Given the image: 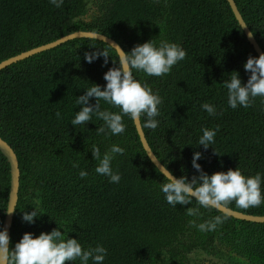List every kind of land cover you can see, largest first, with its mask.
<instances>
[{
  "label": "trees",
  "instance_id": "16d2710c",
  "mask_svg": "<svg viewBox=\"0 0 264 264\" xmlns=\"http://www.w3.org/2000/svg\"><path fill=\"white\" fill-rule=\"evenodd\" d=\"M234 1L264 52V0ZM85 8L86 0H64L60 8L49 0H0V62L79 31L74 22ZM100 9L96 22L83 31L106 35L125 52L151 39L157 45L175 42L186 49L185 59L162 77L133 70L138 80L147 81L163 99L156 129L144 126L146 116L140 118L160 162L177 178L191 180L199 176L192 166L193 154L199 151L202 158L198 163L209 175L236 167L246 176L264 173V97H256L247 108L232 109L227 102L224 81L237 71L246 83L250 72L244 64L249 56L258 57L228 1L105 0ZM156 25L162 26V34L152 36L140 28ZM102 49L110 55L107 64L103 56L92 63L84 59L85 52ZM118 59L116 51L103 41L79 38L0 71V137L13 148L20 170L9 247L14 248L26 232L39 235L59 226L85 249L105 247L104 264H151L164 253L170 264H185L180 247L193 233L191 245L185 247H209L218 235L233 241L247 237L248 264H264V223L235 219L214 207L199 206L195 199L176 207L167 203L160 190L167 181L150 161L128 116L124 117L126 130L120 135L98 133L104 121L96 115L86 125L70 123L80 110L77 98L92 83L105 86L104 74L118 66L114 63ZM90 102L94 105L96 98ZM205 102L216 106V115L201 108ZM99 104L101 110L119 112L103 100ZM204 128L218 129L214 145L207 149L198 145ZM114 144L124 149L112 161L113 171L121 175L119 183L96 173L99 160L91 151L99 147L103 157ZM81 170L88 175L81 178ZM10 183V165L0 150V229ZM225 206L264 215V203L248 209L235 201ZM33 208L42 215L30 224L22 216ZM189 208L199 211L189 215ZM216 216L223 222L214 230L200 229L199 225ZM237 223L245 233L236 232Z\"/></svg>",
  "mask_w": 264,
  "mask_h": 264
},
{
  "label": "clouds",
  "instance_id": "9594fccd",
  "mask_svg": "<svg viewBox=\"0 0 264 264\" xmlns=\"http://www.w3.org/2000/svg\"><path fill=\"white\" fill-rule=\"evenodd\" d=\"M55 7L60 8L64 0H49ZM253 33H249L252 36ZM117 50L118 66L110 68L104 74L105 86L92 83L83 95L79 96L76 104L80 110L70 123L76 127L86 125L92 121L93 115L104 121V125L97 128L98 133L120 135L125 132L126 124L124 117L131 120H139L146 116L145 127L156 129L160 121L159 106L163 99L158 92H154L147 81L138 80L133 75V70L142 71L147 76L162 77L172 71L173 66L185 59L187 52L180 44L175 42L161 41L159 45L151 39L142 44H137L130 52H125L119 46H113ZM104 57V63H108L110 56L107 50L85 52L84 59L88 63ZM246 72H250L249 79L242 83L237 71L231 73L230 79L224 81L228 92V105L232 109L238 106L250 107L256 97H264V53L258 57L249 56L244 64ZM95 97L96 103L90 101ZM119 108V112L101 110L99 101ZM201 108L209 115H216V106L211 103H203ZM57 117H60L58 112ZM218 129L204 128L198 139V145L204 149L213 146ZM93 157L99 160L95 171L97 174L107 176L112 183H119L121 175L112 169V161L115 154H123L124 149L119 145H113L110 151L105 152L101 157L99 147L92 150ZM214 152L218 153L215 149ZM202 153L197 151L193 154L192 166L199 173L191 180L187 176L177 178L164 166L159 169L160 174L167 182L162 183L160 190L164 193L168 204L176 207L177 204L189 205L195 199L199 206L209 208L227 205L233 201L243 209L258 207L264 203V173L257 172L254 176H246L239 167L218 171L211 175L206 173L198 161ZM81 178L88 175V172L81 170ZM14 208L8 212H13ZM199 208H189V215H196ZM40 214L35 208L32 211H24L22 219L25 222L34 224ZM223 222L222 217H214L212 222L199 225L201 230H214L217 224ZM56 227L50 232H41L36 235L26 232L14 248L9 247L10 236L7 229H0V264H66L75 262L77 259L81 264H104L107 256V249L102 245L85 249L79 239L69 238L68 233Z\"/></svg>",
  "mask_w": 264,
  "mask_h": 264
},
{
  "label": "water",
  "instance_id": "95a60500",
  "mask_svg": "<svg viewBox=\"0 0 264 264\" xmlns=\"http://www.w3.org/2000/svg\"><path fill=\"white\" fill-rule=\"evenodd\" d=\"M227 1H228L229 6H230V8H231V10L235 16V19L237 20L238 24L242 28V30L245 33L250 44L254 47L258 56L261 53H264L262 48L259 46L257 40L255 39L254 35L249 36V33H252V32L249 29V27L247 26V24L245 23L235 1L234 0H227ZM79 38L96 39V40L103 41L104 43H106L110 46L111 45L119 46L121 49H123L115 40H113L110 37H107L106 35H103V34L98 33V32H93V31L79 30V31H74V32L68 33V34H66V35H64V36H62V37H60L54 41L48 42V43L43 44V45H39V46L34 47L32 49H29L27 51H23L19 54H16L14 56H11V57L1 61L0 62V71L5 69L8 66L14 64V63H17L21 60L29 58L30 56H33V55L41 53L43 51L55 48V47H57L63 43H66L70 40L79 39ZM115 51L117 53V50H115ZM134 125L136 127V130H137L138 136L140 138L142 147H143L144 151L146 152V154L148 155L150 161L156 166V168L158 170L163 168L164 165L156 157V155L153 153L151 147L148 144L145 133L143 131L141 120L140 119L135 120ZM0 150L7 157V160H8L9 165H10V173H11L9 200H8L6 215H5L3 226H2V229H7L8 234L10 236V229H11V225H12L13 215H14L15 207H16L17 200H18L20 170H19V165H18V159H17V156H16L13 148L1 137H0ZM12 208H14V211L11 213L8 212ZM214 208H216V207H214ZM216 209L224 212L228 216H231L235 219H240V220H245V221L255 222V223H264V215H252V214L243 213L240 211L233 210L229 207H226L225 205L221 206L219 208H216Z\"/></svg>",
  "mask_w": 264,
  "mask_h": 264
},
{
  "label": "rangeland",
  "instance_id": "374dc122",
  "mask_svg": "<svg viewBox=\"0 0 264 264\" xmlns=\"http://www.w3.org/2000/svg\"><path fill=\"white\" fill-rule=\"evenodd\" d=\"M105 0H86V8L84 14L78 17L74 22V27L77 30H83L88 25H92L101 15V5ZM146 33L155 36L163 32L161 25L151 27H140ZM236 232L239 234L245 233L246 229L236 224ZM259 234V233H256ZM193 233L186 236V244L182 245L185 257V264H248L249 253L246 252L247 237H240L238 241H233L228 237L222 239L221 236H215L214 244L209 247L198 245L196 248L185 247L191 245ZM242 236V235H239ZM218 238V239H217ZM243 241V242H241ZM255 259H258L255 256ZM151 264H170L168 255L164 253L159 259Z\"/></svg>",
  "mask_w": 264,
  "mask_h": 264
}]
</instances>
